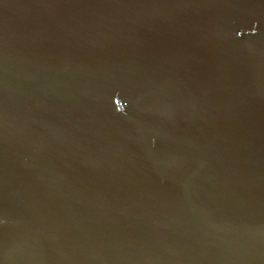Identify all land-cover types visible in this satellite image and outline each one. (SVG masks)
Instances as JSON below:
<instances>
[{
  "label": "water",
  "instance_id": "water-1",
  "mask_svg": "<svg viewBox=\"0 0 264 264\" xmlns=\"http://www.w3.org/2000/svg\"><path fill=\"white\" fill-rule=\"evenodd\" d=\"M0 264H264V0H0Z\"/></svg>",
  "mask_w": 264,
  "mask_h": 264
}]
</instances>
